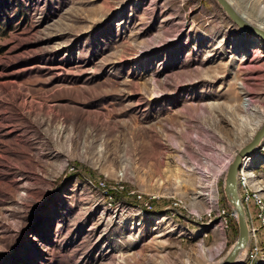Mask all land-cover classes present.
<instances>
[{"label": "rangeland", "instance_id": "obj_1", "mask_svg": "<svg viewBox=\"0 0 264 264\" xmlns=\"http://www.w3.org/2000/svg\"><path fill=\"white\" fill-rule=\"evenodd\" d=\"M229 1L264 29V0ZM263 115L264 40L217 0H0V264H219L223 168Z\"/></svg>", "mask_w": 264, "mask_h": 264}, {"label": "built area", "instance_id": "obj_2", "mask_svg": "<svg viewBox=\"0 0 264 264\" xmlns=\"http://www.w3.org/2000/svg\"><path fill=\"white\" fill-rule=\"evenodd\" d=\"M232 159H230L225 167L223 168V173H226L227 168L231 164ZM250 161L251 158L248 157L243 160L242 167L238 172V193L241 200V203L244 207L246 220L249 230L250 242L257 237V234L261 228L264 227V196L263 189L259 184L255 182L256 174L255 171L250 169ZM209 178L208 175H206ZM208 179H206L207 181ZM209 181V180H208ZM213 186V182L211 181ZM211 186V185H210ZM211 192L208 195H211L209 199L206 214L208 217H218L219 218V227L223 229L229 228V222L232 218V215H229L227 210L223 207V205H219L218 201L212 200L214 194H219L218 189L213 190L212 187ZM216 191V192H215ZM140 201H144L143 205L146 209L150 210L153 207V203L156 200L155 196H150L147 200H144L142 196H138ZM172 206L175 208L184 209L188 212V209L184 206V202L181 198H176L172 201ZM252 208L256 211V219L259 224L255 223V217L252 212ZM191 213V212H190ZM235 219L237 220L236 213L233 214ZM259 253V246L257 242H253L250 244V252L249 258H255ZM248 255V254H247Z\"/></svg>", "mask_w": 264, "mask_h": 264}, {"label": "water", "instance_id": "obj_3", "mask_svg": "<svg viewBox=\"0 0 264 264\" xmlns=\"http://www.w3.org/2000/svg\"><path fill=\"white\" fill-rule=\"evenodd\" d=\"M223 11L227 14L230 20L236 24L241 30L248 32L254 36L260 37L264 40V31L248 24L232 6L229 0H217ZM264 141V123L259 130L256 131L251 141L243 146L235 155L233 161L228 167L224 191L228 202L233 207L237 215V222L239 228V236L233 245L232 249L226 258L219 264H237V257L243 248L248 247L250 236L246 220L244 207L241 203L238 193V172L242 167L243 160L250 157L257 147Z\"/></svg>", "mask_w": 264, "mask_h": 264}, {"label": "bare ground", "instance_id": "obj_4", "mask_svg": "<svg viewBox=\"0 0 264 264\" xmlns=\"http://www.w3.org/2000/svg\"><path fill=\"white\" fill-rule=\"evenodd\" d=\"M239 15H240V14H239ZM240 16H241V15H240ZM241 17L247 22V20H246L243 16H241ZM247 23H248V22H247ZM248 24H249V23H248ZM256 28H257V27H256ZM259 29H261V30L264 31V29H262L261 27H259ZM262 120H264V115L262 116ZM263 123H264V121H261V122L258 124L256 130H259ZM254 133H256V131H254ZM245 250H246V248H243L242 251L239 253V255H238V257H237V264H238V262H240V260L242 261V259H243V257H244L243 255L245 254V253H244ZM242 256H243V257H242Z\"/></svg>", "mask_w": 264, "mask_h": 264}]
</instances>
